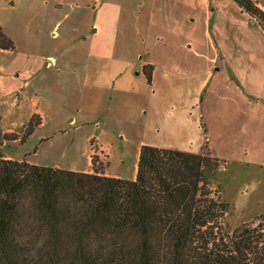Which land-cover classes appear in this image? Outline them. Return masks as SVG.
Listing matches in <instances>:
<instances>
[{
  "label": "rangeland",
  "instance_id": "1",
  "mask_svg": "<svg viewBox=\"0 0 264 264\" xmlns=\"http://www.w3.org/2000/svg\"><path fill=\"white\" fill-rule=\"evenodd\" d=\"M49 1L57 12L55 10L56 14L51 16L48 15L49 10L44 17L32 16L33 10L44 11L45 5L39 0L35 3L39 5L34 4V8L29 6L33 3L29 0H0V23L7 38L14 43L13 55L0 52V67L14 70L15 74L21 73V56L28 53L44 61L49 57L57 58L59 63L58 67L46 70L47 64L43 62V68L38 69L39 74L27 88L23 80H18L22 96L9 91L8 83L1 78L6 72L0 71V159L84 172L89 170V155L94 148L88 136L93 131L92 136L100 137L113 146L115 159L110 170L131 180L139 157L137 126L143 113L140 109H145L147 101L137 84L141 79L134 77L132 88L138 87L137 92L131 89L124 95L116 94L111 86L106 90H95L90 97V90L85 89L82 82L73 80L69 67L62 62L76 58L83 61L88 55L87 43L89 58L96 59L95 71L100 73V78L107 71L105 60V64L113 60L139 65L136 75L142 72V61L149 57L158 60L161 56H180L184 49L188 52L189 45L185 48L183 45L191 29L200 31L206 46L205 53L212 55L213 51L208 49L209 39L202 34V27L205 25L211 29L213 21L202 6H193L192 1L186 0ZM251 20L258 27L255 19ZM58 21L61 22L56 28L59 39L53 37ZM85 32L89 34L87 42L84 40ZM13 58L17 59L14 65ZM77 70L81 71L82 67L77 66ZM101 82L102 79L98 80V83ZM144 92L147 93V90L144 89ZM46 94L49 95L45 98ZM35 96L41 97L44 104ZM42 105L51 107L56 115L61 114V122H56L57 116L51 120L42 117L44 126L38 127L23 144L13 143L12 135L2 137L3 132L10 128L23 134V126L27 127L30 123L32 109ZM102 113L110 117L107 124L100 119ZM74 118L79 120V126L84 125L75 136L76 127L68 123ZM89 122L93 126H89ZM102 133L104 136L100 135ZM4 141L9 142L2 146ZM205 154L209 155L207 151ZM97 161L92 163L102 170L104 162L98 166ZM250 162L257 163L254 159ZM215 164V179L206 188L200 186L197 198L199 201L215 198L224 206L213 240L224 239L226 242L236 229L246 227L251 233L252 250L256 247L264 249V167L255 163L248 167L233 162ZM258 241L262 244L256 246Z\"/></svg>",
  "mask_w": 264,
  "mask_h": 264
},
{
  "label": "trees",
  "instance_id": "2",
  "mask_svg": "<svg viewBox=\"0 0 264 264\" xmlns=\"http://www.w3.org/2000/svg\"><path fill=\"white\" fill-rule=\"evenodd\" d=\"M234 1L264 31V12ZM0 50H14L1 28ZM39 123L33 117L13 141L25 143ZM217 162L143 146L128 181L101 175L94 163L93 173H78L0 159V264H264L246 227L213 240L224 206L197 198Z\"/></svg>",
  "mask_w": 264,
  "mask_h": 264
},
{
  "label": "crops",
  "instance_id": "3",
  "mask_svg": "<svg viewBox=\"0 0 264 264\" xmlns=\"http://www.w3.org/2000/svg\"><path fill=\"white\" fill-rule=\"evenodd\" d=\"M31 1L33 3L29 6L34 8L33 5L38 0H29ZM186 1H192L193 6H202L213 21L211 29L205 25L202 27V34L209 39L211 48L208 49L213 51L212 55L205 53L206 46L200 31L191 29L189 35H186L188 40L183 45V48L189 45L188 52L184 49L180 56H161L162 58L158 60L149 57L142 61L140 66L142 72L136 75L139 65L113 60L105 64V60L107 71L103 72V77L100 78V73L95 71L96 59L89 58L87 43L88 55L83 61L76 58L62 64L69 67V74L73 80L77 83L82 82L83 87L90 90V97L95 90H106L111 86L116 94L121 95L129 93L131 89L137 92L140 88L141 95L147 101L145 109H140V113L142 111L143 113L137 126L138 155L143 146L196 155L205 154L207 151L211 157L225 163L233 162L247 167L255 163L264 167V31L258 24L256 27L251 23V17L234 0L217 3L211 0ZM252 1L264 12V2L261 4L257 3V0ZM39 2L45 5L44 11L33 10L32 16L46 17L49 10L48 15L56 14L54 13L56 9L49 0ZM37 5L39 3L35 4ZM67 16L68 14L65 17ZM47 18L42 21L43 24ZM60 23L58 21L53 30L55 32L53 37L57 39L59 35L56 28ZM0 28L4 30L1 23ZM83 35L87 42L88 32ZM0 52L14 54V51ZM27 56H21V73L15 74L10 68L8 70L0 67V71L6 72L1 78L8 83L9 91L12 94L16 93L17 96L23 95L21 86L17 84L18 80H23L24 87L27 88L39 74L38 69L43 68V62L47 64L46 70L56 68L59 64L57 58L49 57V60L44 61L41 58H33L29 53ZM16 60L13 58L12 65ZM77 66H81L82 70H77ZM148 67L153 68L151 85L148 84L145 75ZM136 76L141 79L137 83L139 88H132ZM100 79L102 82L98 83ZM47 95L49 94H46L45 98ZM35 97L44 104L41 97ZM53 116L55 118L57 116L56 122H61V114L56 115V112L47 105L32 109L30 121L33 117L40 121L33 133L38 127L44 126L43 119L51 120ZM100 119L107 124L110 117L102 113ZM68 123L71 127H76L74 136L80 128H84V125H78L80 122L76 118ZM90 125L93 126L92 122H89ZM23 129H26V126H23ZM92 132L90 131L88 135L90 144H94L89 155V170L77 172L93 173L94 159L98 160V166L104 162L101 175L134 181L138 172V162L135 165L134 178L131 180L120 173L112 172L110 166L115 159L113 146L100 137L92 136ZM21 134L10 128L3 132L2 137L5 135L21 137ZM100 135L104 136V133ZM6 142L9 141H4L1 145L4 146ZM12 142L20 143L19 140ZM252 159L257 163L250 162Z\"/></svg>",
  "mask_w": 264,
  "mask_h": 264
}]
</instances>
